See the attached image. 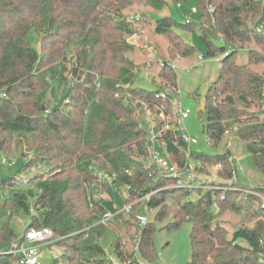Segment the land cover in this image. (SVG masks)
I'll return each mask as SVG.
<instances>
[{
  "label": "trees",
  "instance_id": "1",
  "mask_svg": "<svg viewBox=\"0 0 264 264\" xmlns=\"http://www.w3.org/2000/svg\"><path fill=\"white\" fill-rule=\"evenodd\" d=\"M136 1L158 10L167 5L166 0H0V155L11 159L19 154L26 159L21 171L49 165L46 172L30 179V186L22 185L26 189L16 193L13 200L2 203L0 199V212L9 209L12 217L20 208L29 214V194L41 215L31 217V225L53 230L59 238L57 243L64 248L61 257L65 264H113L105 258L101 245L109 226L97 224L83 230L104 213L121 208L114 188L97 180L93 166L98 164L117 173L118 191L122 186L131 187L132 196H124L125 203L136 198L135 191L158 190L149 202L137 203L135 212L146 204L157 208V221L172 218L165 226L168 230L178 229L184 219L193 218L192 258L185 264H264V220L253 228L239 226L228 238L225 227L212 226L215 213L210 197L196 200L184 190L165 188L168 180L154 181L149 171L127 153L131 144L144 152L136 100L151 101L158 92L132 87L144 67L131 57L135 47L127 40L136 31V21L125 10ZM172 1L184 6L195 1L199 21L182 24L171 15L157 18L156 31L167 38L168 51L186 57L194 55L195 47L180 40L174 28L194 31L190 26L199 25L208 46L205 58L222 54L217 78L205 95L207 120L203 130L208 143L216 147L226 133L235 134L251 154L254 167L264 175V57L252 55L247 61H236L238 46L254 43L264 47V34L250 26L256 20L257 27L264 25V0ZM31 31L40 37V52L28 41ZM220 38L224 45L217 46L214 39ZM67 63L71 65L70 79L64 74ZM161 75L171 81L176 79L171 71H161ZM48 76L69 81L70 92L65 98L69 100L65 102L68 112L48 108L42 102ZM239 103L258 109V113L247 115ZM229 157L230 151H226L206 156L205 160L221 161L229 177ZM126 168L131 174L124 172ZM14 179H1L0 187H21ZM258 189L264 191V187ZM238 194L236 190L227 192L218 203L219 210L239 209L240 201L235 200ZM259 209L257 206L253 215L264 217V211ZM121 215L128 214L119 213L112 219ZM134 220L136 234H140L139 251L144 259L153 261L157 258L156 227L149 221L140 230L135 217ZM17 237L9 223L0 222V247L10 246ZM121 240L119 233L113 248L119 259L128 263L132 252L122 247ZM13 260L16 258L11 254L0 255V264Z\"/></svg>",
  "mask_w": 264,
  "mask_h": 264
},
{
  "label": "rangeland",
  "instance_id": "2",
  "mask_svg": "<svg viewBox=\"0 0 264 264\" xmlns=\"http://www.w3.org/2000/svg\"><path fill=\"white\" fill-rule=\"evenodd\" d=\"M166 2L167 5L164 8L158 10L150 5H147L145 2L136 1L128 6L125 10L126 13H139L142 16L141 20L136 21L134 24L136 26V31L127 39L128 42L135 47L134 51L131 52V57L137 64H145L146 60L149 59L150 53H153L158 57H160L159 55L166 57H160L162 59H175L181 56L184 59V62H186L182 63V65L188 63L193 64L188 70L178 68L176 71L178 85L182 91L183 107L190 108L192 110L190 117L185 120L184 124L187 132L196 136L199 140L198 144L192 146V152L195 156L206 157L210 155L223 154L226 151H230V156L234 157V164H236L239 169L238 177L242 185L245 187H254L258 192H261V190L258 188L264 187V175L254 167L252 156L247 151L243 141L235 134L226 133L219 142V145L215 147L208 143L207 134L203 130V126L207 120V116L204 113L205 95L212 82L217 78L218 70L221 65L219 59L222 58V54L218 53V55L215 57H206L203 61L199 60V55H205L208 48L207 44L199 33V25L190 26V28L194 29V31L178 27L174 28L175 33L180 37V40L185 43H190L195 47V54L190 57L183 56L181 53L174 54L168 51V47L170 46L167 38L156 31V19L160 17L171 15L175 20L182 24H185L186 17H190L193 19V21H197L199 18V13L191 15L189 11L191 7H197V3L192 1L188 6L185 5L179 9L172 0H166ZM256 23L257 20L253 22L252 25H250L254 31L257 28L255 25ZM28 41L34 49L40 52V37L35 31L29 32ZM214 43L217 46H222L224 45V40L221 38L214 39ZM238 49H240V53L238 52L239 54L236 58V61L238 62L247 61L252 55L256 58L264 57V47L257 46L254 43L246 44L242 48L238 46ZM70 66V63H67L68 70L64 73L68 76V79L71 77L69 76ZM263 74L264 67L262 69V75ZM48 79L49 84L43 91V95L41 97L42 102L48 108H62L65 112H68L69 106L65 104V98L70 92L69 81L63 79H53L50 76H48ZM156 85L157 83L151 79V74L149 71L143 67L138 72L137 78L132 87L152 91L156 89ZM238 106L240 109H244L247 115H250L254 112L258 113V109L254 107L245 108L242 103H239ZM261 118H264L263 112L261 113ZM160 153L165 155L164 152ZM9 159L10 158L4 155H0V180L9 177H15L19 179L24 177L31 179L46 172L49 169V165L44 163L34 166V169L26 168V170L21 171L24 167L26 159H21L19 154H15L10 159L12 162H14L13 165H9ZM25 186H14L12 188L0 187L1 202L4 203L7 199L13 200L16 193L23 192L22 188L26 189ZM123 187L124 186L121 187L122 193L124 191ZM121 192L115 190L114 196L117 199L119 205L122 207L125 204V200L124 195ZM238 192H240V194L235 197V200L237 202L240 201L239 209H227L221 211L217 206L219 201L217 204H213L214 207H212L215 213L212 226L220 224L225 227V229L228 231V238H231L233 231L237 227L243 225L253 228L258 224L262 225L261 221L264 220V217L262 216L253 215L254 212H256L255 209L257 206L259 207L258 201L255 200L253 202L251 199L252 197L246 199L244 195L241 194V191ZM189 198H197L196 200H198L199 197L190 194ZM33 199L34 197L28 194L27 202H32ZM8 210L9 209H4L2 210L3 212H0V222L3 224L9 223L18 236L22 235L25 228L31 221V215L19 208L18 213L10 217L11 215L8 214ZM157 210V208L153 209L152 215L149 219L150 222H153L156 227L154 234V248L157 258L155 260L148 261L144 259L139 252V249H137L136 240L138 239L139 241L140 234L139 232L136 234L137 228L134 215V217L121 215L118 218L116 217L114 220L112 219L108 225H104L106 227L109 226L101 238V245L105 250V258L111 260L113 264L129 263L122 262L113 248V242L120 233V237L122 238V247H129L130 251L132 252V256L129 259L132 260V264H185L190 261L192 258L190 237L194 226L193 218L184 219L178 229L168 230L165 226L169 224L172 218H169L164 222L157 221L155 219ZM138 212H145V210L142 208ZM138 226L140 227V230L144 228L139 224ZM52 240L53 241H51V243L45 247L50 248V250L52 249L51 251L62 255L64 248L57 243L59 238L54 236ZM45 250L46 251L44 252L45 254L43 260L51 264L58 263V261L50 260L51 252L48 249ZM10 264L20 263L17 260H13L10 262Z\"/></svg>",
  "mask_w": 264,
  "mask_h": 264
},
{
  "label": "built area",
  "instance_id": "3",
  "mask_svg": "<svg viewBox=\"0 0 264 264\" xmlns=\"http://www.w3.org/2000/svg\"><path fill=\"white\" fill-rule=\"evenodd\" d=\"M183 6L182 2L177 3L178 8L181 9ZM189 11L191 15L199 13L198 7H191ZM130 18L133 21H140L142 16L139 13H132ZM198 21L186 17L185 23L190 24ZM256 30L264 34V25H259ZM230 51L231 48L228 49L226 55ZM198 58L203 61L205 56L199 55ZM182 63L186 62L181 56L175 59H162L150 53L144 67L151 74V79L157 83L155 90L158 92L151 101L136 100L140 110L138 128L144 134V152H141L135 144H131L129 151H127L128 155L136 158L140 165L149 171L150 176L154 177V181L168 180L169 183L165 188L181 189L199 198L210 197L213 204L225 199L228 191L238 190L246 199L254 197L258 201L259 210L264 211V191L258 192L254 187L242 185L238 177L239 169L234 164V157H229L232 170L231 175L226 177L224 174L225 166L221 161L210 162L205 160V156H195L192 152V146L198 144L199 140L187 132L184 124L185 120L190 117L192 110L183 107L182 91L178 85L177 76L175 81H171L161 75V71H171L176 75L178 68L188 70L193 65L189 63L182 65ZM1 95L6 96L3 92ZM65 102L68 103L69 100L66 99ZM262 106L264 110V74ZM170 145L173 146L172 150H170ZM160 152H164L165 155ZM8 163L9 165L14 164L11 160ZM30 169H34V167ZM93 170L100 183L108 184L114 190H118L115 182L118 177L116 172H108L106 168L98 164L93 166ZM124 172L131 174V170L127 168ZM14 183L21 186L27 185L30 183V179L15 178ZM123 190L122 194L125 197L132 196L133 191L129 185L124 186ZM157 191V189L147 193L135 191L137 196L131 202L125 203L117 211L104 213L99 220L85 226L83 230L87 231L97 224L108 225L110 220L119 213L134 214L139 225L141 227L146 226L154 208L146 204L145 212H135L134 206L142 201L149 202L151 196ZM29 214L31 217L41 216L34 200L30 203ZM54 236L55 234L49 226H32L30 221L22 235H19L10 246L0 247V255L11 254L20 264H51L45 262L43 257L45 249L50 250L45 246L53 241ZM136 241L137 249L140 250V238L139 241L138 239ZM261 243L264 245V236L261 238ZM51 250L50 260L58 261L55 264H65L61 255ZM128 262V264H132V260Z\"/></svg>",
  "mask_w": 264,
  "mask_h": 264
}]
</instances>
